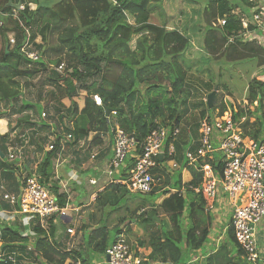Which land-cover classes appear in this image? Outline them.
<instances>
[{
    "label": "trees",
    "instance_id": "obj_1",
    "mask_svg": "<svg viewBox=\"0 0 264 264\" xmlns=\"http://www.w3.org/2000/svg\"><path fill=\"white\" fill-rule=\"evenodd\" d=\"M14 1L0 0V20L3 22L0 29V103L13 108L24 91L18 78L32 79L48 69V62L59 66L64 61V74L51 71L46 81L65 93L64 96L60 94L59 99L51 96L57 100L58 106L54 107L57 112L63 105V98L69 102L66 109L72 129H65L72 139L68 145L76 146L90 134H94L92 144H100L101 135L105 134L110 136L113 144L110 127L116 125L134 137L138 148L136 153H139L144 140L158 127L166 128L170 133L180 128L181 119L190 112L188 103L192 97L186 85L184 67V54L191 42L184 30L153 22V6L159 5V0H20L23 9L19 10L13 7ZM187 1L193 4L191 0ZM260 2L264 5V0ZM31 5L35 9L31 10ZM209 5L215 6L214 21H225L217 28L225 45L241 40L245 32L242 20L252 17L251 10L257 2L204 0L201 6L205 9ZM14 11L16 17H13ZM38 24L44 27L43 43L39 45L35 43L37 36L34 33ZM205 25L211 29L209 31L214 30L210 23ZM25 28L29 30L30 42L40 53L36 62L29 61L21 53L26 40ZM248 29L252 30L253 25L249 24ZM51 32H57L55 46L47 45ZM8 33L14 36L13 46L9 44ZM250 45H254L253 42ZM79 93L85 94L82 107L77 103ZM95 95L100 97L101 106L94 103L92 97ZM246 101L244 106L228 102L231 119L243 136L264 143V82L253 79L249 83ZM32 108L33 105L22 104L18 112L22 114ZM215 109L214 104L208 109L205 103L209 118ZM4 114H0V119ZM255 114L260 123L256 132L245 127L247 116ZM28 119L26 117L21 122L23 127L34 126ZM59 120L63 121L61 115ZM195 126L199 127V124ZM4 127L2 120L0 129L4 130ZM41 127L48 128V125L42 123ZM180 135L174 141L171 137L167 139L166 148L172 143L175 155L169 158L164 151L162 164L150 171L153 182L148 193L132 194L123 184L109 183L96 194L94 203L101 216L95 227H83L78 250H66V229L63 233L54 217L45 221V227L37 223L33 225L30 235L26 236H23L24 229L17 224L0 221V254L4 255L0 264H100L99 258L123 228L126 233L130 231V223L139 225L142 235L148 238L138 243L143 258L135 253L141 264H251L237 244L230 222L223 240L213 252L202 251L210 242L214 217L208 211L211 201L203 193L201 169L210 166L220 177L222 164L216 159L207 164L199 160L195 168L184 160L179 163L180 155L184 159L185 152L182 153L183 143L178 144ZM7 136L8 133L0 136L1 178L14 185L16 191L11 193H18L21 185L15 178L18 171L14 167L16 161H4ZM60 140V136L56 137L50 151L44 152L37 164L36 172H28V177L34 176L39 183L49 187L59 205L64 206L67 195L59 193L58 181H53V160L60 152ZM194 148L190 146L191 150ZM171 160L180 164L177 170L167 168L166 163ZM134 164L135 158L128 155L124 167L113 176L114 179H127ZM184 169L191 175L188 183L182 181ZM83 195L84 192L81 197ZM160 199L162 201L158 203ZM0 210H7L6 204L0 203ZM111 221L115 224L112 228ZM11 253H15L14 263L7 259Z\"/></svg>",
    "mask_w": 264,
    "mask_h": 264
},
{
    "label": "rangeland",
    "instance_id": "obj_2",
    "mask_svg": "<svg viewBox=\"0 0 264 264\" xmlns=\"http://www.w3.org/2000/svg\"><path fill=\"white\" fill-rule=\"evenodd\" d=\"M19 2L20 0H15L14 4H18ZM191 2H193V4L187 0H159V5L154 4L156 6H153L152 10V19L154 23H167V25L171 28L175 27L179 30H184V34L191 42V46L184 54V61L186 62V66L184 67L187 71L186 85L190 89L192 97L188 103L190 112L186 116H183L180 123V128L183 134H181L178 144L183 143L182 153L183 150L190 149L193 140L197 141L200 139V129L195 125L200 123L201 117L207 116L205 110L206 98L215 86L217 87V93L213 104L216 109L215 111H211L212 114L210 115V118L221 120L230 116L228 102L233 101V103L237 105H246L247 88L253 79L264 82V52L262 49L256 47L255 45H250V43L247 42L243 36L239 42H230L227 44L225 43L224 45L220 37L221 35L219 34V30L217 29L221 26V24L218 21H214L216 18L215 6L209 5L203 9L201 5L204 0H191ZM30 9H35V6L31 5ZM130 21L133 23L131 18ZM205 22L210 23L215 31H209L211 29L205 25ZM9 26L10 25H8V28ZM43 31V25L39 24L34 29V33L37 36L35 43L38 45L43 43ZM207 31H209L208 34ZM51 33L52 34H50V37L48 38L47 45L55 46L57 44V32ZM11 35L13 34L8 33L7 37ZM258 35L264 36V33L258 31ZM254 41L259 43L257 38ZM204 44L205 47L203 46ZM133 46L134 41L131 42V47ZM33 49L38 51L34 46ZM255 52L258 53L257 56H255ZM254 57L257 58V61ZM60 64L65 65V62L62 61ZM47 66L48 69L46 71L40 72L32 79L28 77L17 79L19 84L24 87V91H22L21 98L17 99L13 108L0 103V114L5 113L2 115V119L0 120L5 121L7 129V132L4 134L1 133L3 130L0 129V134L1 136H4L8 133V136L6 137L8 149L6 150L4 161H6V157H8V151L10 149H14V158L12 161H16L14 167L18 168L19 177L17 181L19 182V185H21L23 179L28 177V172L25 168H29V172L31 171L32 174H34L37 170V164L43 158L44 152L50 151L56 137H61L60 152L53 160V181H58L59 193L69 195V205L71 207H76L80 204L79 207L81 208L77 214L70 213L73 216V221L70 227L74 230V234L72 236L68 235L66 236V239H64L67 251L71 249L78 250L79 243L84 233L83 227L87 229L93 228L97 225V222L100 219L101 212L98 211L97 206L94 203V199L96 194L99 192L97 191V188L101 184L107 185L106 180H108V178L104 172L107 169V164L113 158V151H111L110 155L107 157L105 166L99 165V171L95 172L92 170H85L88 166H83L84 161L91 162L92 165L90 167H92L94 164L100 162V158L105 159L108 154L104 153V155L102 157L100 156L97 160L91 159V155L93 154L91 153V149L94 144L92 145L91 142H88V137L80 140L76 146L68 145L69 141H66L68 132L65 128L69 127L72 129V122L69 118H67L68 114L66 106H69V102L66 98H63L61 100L63 105L60 106V110L57 112L54 109V107H57L58 105L57 100L52 99V97L55 96L59 99V95L61 94V96H64L65 93L63 90H59L50 82L46 81L50 72L53 71V66H56V64L48 62ZM210 88L213 89L209 92ZM141 90L143 91L144 88L142 87ZM79 94L77 103L79 107H81L85 94ZM39 101H42L44 112L46 113L45 118H41L39 116L37 118L36 115H33V117L28 113L20 114L18 112V109L22 106V104L30 105L31 102L34 104V107L32 108L34 109L33 111L39 112L42 110V106L38 103ZM60 115L63 117V121L61 122L59 120ZM26 117H28V120L30 121L34 118L37 121L40 120L41 123L47 122L53 126H49L48 128L40 127V129L43 130L39 138L32 135L31 132H26L24 137L23 134L25 129H22L23 126L21 122L26 119ZM40 126H42V124ZM187 127L191 128L193 132L192 136L188 137L186 135L185 131ZM245 127L255 132L260 128V123H258L257 120V114L247 116V119L245 120ZM111 128L112 127H110V130ZM92 137H94V134H92ZM3 139L4 138L2 137V140ZM93 152L95 153L96 151L93 150ZM77 157L80 158L78 161ZM179 159V163L181 160L186 162V158L184 157L183 159L182 154ZM214 159L220 160V156L215 155ZM174 163L177 162L172 161L171 165ZM95 166L96 165L93 167ZM101 181L106 182L103 184ZM61 182L65 186L64 189L61 186ZM1 183H3L4 189H1ZM11 186L14 185L10 184V181H6L4 183L0 173V203L6 204L7 210L9 211H11L12 208L3 200L2 195L4 192H11L14 190L10 188ZM82 192L86 195L81 197ZM92 193H94V197L92 196L93 198H89L88 195ZM158 203H160L159 200ZM4 215L7 216L6 214ZM115 215L111 217L110 220L114 218ZM92 216L94 219H92ZM12 217L14 220L9 219L10 221H7L6 224H17L21 228L25 229L26 227L22 225V222L25 221V218L30 216L12 215ZM55 218L57 219L58 217L55 216ZM34 219L35 218L30 221V228L36 224V219ZM57 221L59 229L65 233L66 225L61 223L59 218ZM227 222L228 219L226 218L223 225L224 227L227 226ZM113 225L115 224L111 221L110 228H112ZM128 227L130 231L126 233L125 227L123 228V231H125L131 251L134 256L135 253H138L139 257L143 258V252L138 251L140 249L138 243L142 239V241H147L148 238L146 235H142L139 225L130 223ZM225 231L226 229H224V231L222 230L223 234L222 236L220 234L221 238L218 240V243L223 240ZM210 243L211 239L209 244ZM218 243L213 244L218 245ZM205 250H207V247L202 249L203 252ZM99 260L101 263L107 264L105 254L101 256Z\"/></svg>",
    "mask_w": 264,
    "mask_h": 264
},
{
    "label": "built area",
    "instance_id": "obj_3",
    "mask_svg": "<svg viewBox=\"0 0 264 264\" xmlns=\"http://www.w3.org/2000/svg\"><path fill=\"white\" fill-rule=\"evenodd\" d=\"M257 2L251 10L252 17L244 18L242 26L245 29L243 37L248 42H255L264 50V36L258 35V31L264 33V5L261 0H250ZM23 6L20 2V8ZM17 10V9H15ZM7 16V15H3ZM13 17H16L14 11ZM221 25L225 21L219 22ZM20 26L24 27L21 23ZM252 24L253 29L249 30L248 25ZM3 26L0 20V29ZM26 40L21 48V53L31 62L40 59V53L33 49L30 42L29 30L25 28ZM9 44H15L14 36H8ZM64 65L53 66V71L63 75ZM97 106H101L102 102L99 96L92 97ZM46 113H41V118H45ZM200 139L193 141L191 146L193 150L187 149L184 153L188 166L195 165L199 160L204 164L214 160L215 155L220 156L222 164L221 176L217 177L210 166L205 165L201 170L204 174L203 193L211 201L215 202L219 197H223L230 207V225L234 232L237 244L244 252V257L251 264H264L263 253L258 248L257 229L264 223V143L256 142L253 139L243 136L234 124L231 116L226 119H210L205 117L200 122ZM113 133V158L107 165L106 174L108 177L118 172L124 167V162L129 154L137 152V143L133 136L127 135L118 126L111 128ZM180 134V130L175 128L170 133L168 129L158 127L151 132L141 145V151L135 157V164L130 171L128 179L121 183L126 189L132 193H148L153 182L150 171L162 164L160 155L165 154L172 158L175 155V149L171 143L166 148V141L169 137L176 140ZM71 134H68L66 141L71 140ZM9 150L12 159L14 154ZM95 155H92L93 159ZM162 158V159H163ZM168 161L166 163L169 164ZM175 165L173 164V167ZM111 181L113 182L112 178ZM62 184V182H61ZM64 189V184L61 185ZM1 189L4 186L1 185ZM3 200L8 203L11 211H0V221L14 220L12 215L30 216L25 218L22 225L24 229L23 236L30 235V221L35 218L37 224L42 227L46 226L45 220L53 216L68 219L71 212L77 213L79 208L71 207L68 199L64 206L58 204L56 196L50 189L39 183L34 177H26L23 179L18 193L4 192ZM6 214L7 216H5ZM10 216V217H9ZM33 217V218H32ZM67 234L72 236L74 230L67 229ZM4 255L0 254V258ZM108 264H141L139 258L132 255L126 242L125 234L122 232L116 241L106 250ZM9 262H15V253L7 256ZM79 264V263H75Z\"/></svg>",
    "mask_w": 264,
    "mask_h": 264
},
{
    "label": "crops",
    "instance_id": "obj_4",
    "mask_svg": "<svg viewBox=\"0 0 264 264\" xmlns=\"http://www.w3.org/2000/svg\"><path fill=\"white\" fill-rule=\"evenodd\" d=\"M249 43H252V42H249ZM253 44L257 47V44L255 43V42H253ZM28 93V92H27ZM41 106H42V110H40L39 112H37V111H33L34 109H29V110H26L25 112H23V113H28V114H30L31 116H33V115H36L37 116V118H38V116L40 117V114L42 113V112H44V107H43V105H42V101H39L38 102ZM32 102L30 103V105L32 106ZM82 105H83V101H82ZM33 107H34V104H33ZM66 107H68V106H66ZM82 107V106H81ZM55 109V108H54ZM34 117V116H33ZM0 122H2L1 120H0ZM3 122H5V121H3ZM31 122H35L34 123V126H28V127H23L22 129H25V132H24V134H23V136L25 137V133L26 132H31V134L32 135H35V137H37V138H39V136H40V134L42 133V130L43 129H40V125L42 124V123H44V124H46V125H48V127L49 126H53V125H51L50 123H47V122H42L41 123V121L40 120H36V119H32L31 120ZM191 130V128L190 127H187L186 128V133H188V134H186L188 137L189 136H192L193 135V132H192V130H191V132H189L190 130ZM180 130H181V128H180ZM5 132H7V129H6V123H5V127H4V130L1 132V133H5ZM181 134H183V132H182V130H181ZM0 136H1V134H0ZM181 136V135H180ZM92 134L91 135H89V137L87 138V140H88V142H91V140H92ZM101 138H102V141H101V143L100 144H92L93 146H92V149H91V153H94L93 152V150L94 151H96L95 153L97 154V156L95 157V159L94 160H97L100 156L102 157L103 155H104V153H106V154H108L106 157H105V159H103V158H100V162L99 163H96V164H94V165H96L95 167H90L91 165H92V163L91 162H87V161H84V163H83V166H88L85 170L87 171V170H92V171H99L100 170V168H99V165H102V166H105V162H106V159H107V157L110 155V153H111V151H112V141H111V139H110V136L108 135V134H105V135H101ZM178 141H179V139H178ZM193 141H196V140H193ZM192 141V142H193ZM6 145H7V147H6V150L8 149V144H7V142H6ZM89 145H90V143H89ZM36 149V148H35ZM91 153H89V154H91ZM80 158L79 157H77V161L79 160ZM86 159V158H85ZM6 162V161H5ZM175 162V161H174ZM171 163L172 162H169V164H167L166 166H167V168L168 169H170V170H177L178 168H179V166H180V164L179 163H174V167H173V165H171ZM25 170L27 171V172H29V168H25ZM2 176V175H1ZM18 171L15 173V178H16V180L18 179ZM88 178H90V177H88ZM191 180V175H190V173L186 170V169H184V170H182V181H183V183H188L189 181ZM6 181V180H5ZM5 181H4V183H5ZM107 181V180H106ZM106 181H101V183L103 182V184H105L104 182H106ZM106 184H107V182H106ZM104 186L105 185H100L97 189V191H99V192H101L102 191V189L104 188ZM11 189H14V190H12V191H16L15 189V187H13V186H11L10 187ZM93 194L94 193H92V194H90L91 196H89V198L91 197V198H93L94 196H93ZM86 195V194H85ZM69 196V195H68ZM93 196V197H92ZM163 199V198H162ZM162 199H160L159 200V202H161L162 201ZM79 206V205H78ZM0 211H7V210H0ZM9 211V210H8ZM211 213H212V215H213V217H214V221H213V224H212V229L213 230H211V234H210V239H211V243L210 244H208L206 247H207V252H213V249H214V247H216V245L215 244H213V243H218V240L221 238L220 237V234H221V236H222V234H223V232H222V230L224 231V229H226V227L227 226H223L224 225V222H225V220H226V218L228 219V222H229V220H230V216H231V211H230V207L227 205V203L225 202V200L223 199V197H219L215 202H214V206H213V209H212V211H211ZM228 222H227V224H228ZM217 223V224H216ZM216 225V226H215ZM223 227V228H222ZM117 237V236H116ZM116 237H115V239H116ZM218 237V238H217ZM257 243H258V248H259V250L263 253V255L262 256H264V223H262L259 227H258V229H257ZM139 252H142V250L141 249H139L138 250ZM140 254V253H139ZM199 255H200V253H198Z\"/></svg>",
    "mask_w": 264,
    "mask_h": 264
},
{
    "label": "bare ground",
    "instance_id": "obj_5",
    "mask_svg": "<svg viewBox=\"0 0 264 264\" xmlns=\"http://www.w3.org/2000/svg\"><path fill=\"white\" fill-rule=\"evenodd\" d=\"M112 145H113V144H112ZM112 148H113V147H112ZM137 149H138V148H137ZM112 151H113V149H112ZM137 151H138V150H137ZM11 152L14 154V149H12ZM139 153H140V152H139ZM139 153H136V154L131 153V154H132V156H133V155L136 156V155L139 154ZM92 155H95V157L97 156L96 153H93ZM92 155H91V156H92ZM129 155H130V154H129ZM9 156H10V152L8 151V157H6V158H7V159H6V163L12 161L13 158H14V157H13L12 159H10ZM95 157H94L93 159H95ZM134 158H135V157H134ZM91 159H92V158H91ZM126 159H127V158H126ZM107 165H108V164H107ZM160 165H161V163H160ZM160 165H159V166H160ZM159 166H157V167H159ZM157 167H156V168H157ZM106 168H107V167H106ZM132 169H133V168H132ZM132 169H131V170H132ZM154 169H155V168H154ZM106 170H107V169H106ZM106 170H105L104 174H105V175L107 176V178H108V180H107V184H109V183H120V184H122L121 182L126 180V179H125V180H116V179H114L113 176H114L115 174L119 173V171L121 170V169H120L118 172H116V173H114V174L112 175V177H111L112 180H113V182H112V181H111V178L108 177V175L106 174ZM131 170H130V171H131ZM152 170H153V169H152ZM152 170H151V171H152ZM130 171H129L128 174H130ZM0 173H1V172H0ZM128 177H129V176H128ZM127 179H128V178H127ZM1 185H3V183H1ZM123 185H124V184H123ZM3 186H4V185H3ZM45 186H46V185H45ZM125 187H126V186H125ZM48 188H49V187H48ZM19 189H20V188H19ZM8 193H11V192H8ZM171 193H174V191H171ZM67 199H68V204H69V196H68V194H67ZM225 202L227 203V201H225ZM58 204H59V203H58ZM213 206H214V202L210 204V206L208 207V211L211 212L212 209H213ZM76 207L79 208V210H80V208H81V207H79V206H76ZM78 212H79V211H78ZM78 212H77V213H78ZM72 213L77 214V213H75V212H71V214H72ZM71 214H69V218H68V219H62V218H59V221H61V223H64V225H66V231H67L68 228H71L70 225H71V223H72V221H73V216H72ZM53 217H54L55 223H57V222H58V221H57L58 218L56 219L55 216H53ZM51 218H52V217H51ZM48 219H49V218H48ZM48 219H47V220H48ZM45 221H46V220H45ZM229 222H230V220H229ZM71 229H72V228H71ZM122 232H124V234H125V231H122ZM119 235H120V234H119ZM119 235H118V236H119ZM66 236H68L67 232H66ZM118 236H117V237H118ZM117 237H116V239H117ZM125 238H126V242H127L128 246H129V249H130V251H131V248H130V245H129V243H128V239H127L126 235H125ZM116 239H115V241H116ZM115 241H114V242H115ZM110 246H111V245H110ZM110 246H109V247H110ZM109 247H108V248H109ZM108 248H107V249H108ZM131 253H132V251H131ZM132 255H133V253H132ZM105 256H106V252H105ZM106 258L108 259L107 256H106ZM107 259H106V260H107ZM108 263H109V260H107V264H108Z\"/></svg>",
    "mask_w": 264,
    "mask_h": 264
},
{
    "label": "water",
    "instance_id": "obj_6",
    "mask_svg": "<svg viewBox=\"0 0 264 264\" xmlns=\"http://www.w3.org/2000/svg\"><path fill=\"white\" fill-rule=\"evenodd\" d=\"M13 7L15 9L19 10V8H20V2L18 4H14ZM6 53H7V50H6ZM216 93H217V87L215 86V88L207 95V98H206V106H207L208 109H211L212 108L213 101L215 99ZM109 112H110L109 110L106 111V116L109 115ZM160 157H161V161H162L163 155L161 154Z\"/></svg>",
    "mask_w": 264,
    "mask_h": 264
},
{
    "label": "clouds",
    "instance_id": "obj_7",
    "mask_svg": "<svg viewBox=\"0 0 264 264\" xmlns=\"http://www.w3.org/2000/svg\"><path fill=\"white\" fill-rule=\"evenodd\" d=\"M247 18V17H246ZM248 42V41H247ZM206 103V102H205ZM40 117H41V114H40ZM206 117H208V116H206ZM209 118V117H208ZM204 119V118H203ZM203 119H201V120H203ZM211 119V118H210ZM201 120H200V122H201ZM199 126H200V123H199ZM179 130H180V128H178ZM180 132H181V130H180ZM180 135V134H179ZM186 151V150H185ZM185 153V152H184ZM185 157V156H184Z\"/></svg>",
    "mask_w": 264,
    "mask_h": 264
}]
</instances>
